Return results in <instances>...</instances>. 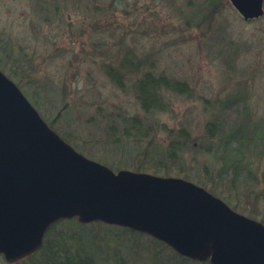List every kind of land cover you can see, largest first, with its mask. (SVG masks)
<instances>
[{
    "label": "rangeland",
    "instance_id": "rangeland-1",
    "mask_svg": "<svg viewBox=\"0 0 264 264\" xmlns=\"http://www.w3.org/2000/svg\"><path fill=\"white\" fill-rule=\"evenodd\" d=\"M0 68L72 145L114 169H135L130 162L150 138L163 145L185 128L191 133L186 163L192 175L218 176L222 161L199 143L205 122L228 97L243 100L226 118L234 121L244 113L257 131L264 130V13L245 19L230 0H0ZM145 72L187 82L190 90L164 89L168 109L146 112L136 95ZM133 116L148 136L137 142L124 138L119 146L107 140L111 124L120 128ZM247 159L257 185L247 190L249 185L238 184L237 201L225 198L227 180L214 192L264 223V138ZM76 228L91 254L106 257L100 264H186L147 234L109 224ZM66 234L62 243L73 251L77 243ZM25 261L9 263L0 255V264Z\"/></svg>",
    "mask_w": 264,
    "mask_h": 264
},
{
    "label": "water",
    "instance_id": "water-1",
    "mask_svg": "<svg viewBox=\"0 0 264 264\" xmlns=\"http://www.w3.org/2000/svg\"><path fill=\"white\" fill-rule=\"evenodd\" d=\"M245 19L264 0H230ZM77 218L130 228L212 264H264V223L180 176L114 169L80 152L0 68V255L40 250L48 229Z\"/></svg>",
    "mask_w": 264,
    "mask_h": 264
},
{
    "label": "trees",
    "instance_id": "trees-1",
    "mask_svg": "<svg viewBox=\"0 0 264 264\" xmlns=\"http://www.w3.org/2000/svg\"><path fill=\"white\" fill-rule=\"evenodd\" d=\"M164 89L187 93L190 90V87L187 82L167 79L164 76L155 78L150 72H145L136 82V95L140 107L146 112L167 110V102L163 101L161 96ZM242 98L243 97L232 99L231 97H228L227 99H223L218 108L213 112L214 116L216 114H221L223 116H213L211 120H207L204 124L205 132L201 136L202 139L199 146L202 147L203 144H205L206 151L222 161L220 167L217 169L218 176L214 177L211 172H204L201 177L192 175L190 169L191 166L186 163V152H188L186 148L191 140V133L185 128H180L179 131L169 136L163 145L155 143L154 140L151 141L152 138H150V142L147 143L146 146L143 145L141 149L138 148L137 155L131 160L130 164L135 168L133 170H151L155 174L162 173L163 175L176 172L183 174L186 177H198L196 178V183L205 188L206 186H209L208 190L215 195L216 193L214 191L217 189L216 186L218 183L227 180L229 186H227V188L224 187L227 192L226 199H237L233 193L238 191L240 186L238 184L240 183L249 185V188L246 187L247 190L253 189L257 184L254 177L255 173L251 169V161L247 159V152L250 149L252 150L253 147L264 138V130H258V132L257 127L252 125L250 117L244 113L239 114L234 121H230L225 116V112L229 110L233 111L237 108L240 104L239 102L243 100ZM123 121L121 127L119 126L120 128H118V126L116 127L114 124H111L108 127L107 140L111 143L119 146L122 144L124 138H132L137 142L140 140L142 141L144 136L149 135L148 128L143 125V122L139 120L138 116H133L129 121ZM64 138H66L67 141H70L67 137ZM207 142L208 144H206ZM78 150L84 153L80 149ZM253 195H255L254 198L257 199V196L259 195L258 191H255ZM63 222H65L63 231H56L57 225ZM70 224H73L74 229H72ZM103 224L107 223L100 221L81 223L77 218L60 219L48 229L40 250L23 260H27L25 261L28 262L27 264H100V261H105L102 259L105 256L101 257L99 255L96 257L93 252L91 254V247L83 244V239L81 240L80 237L83 234L78 230L79 228H76V226L94 230ZM109 225L119 227L117 229H121L123 232L126 231V233L146 234L123 226ZM65 232H67L66 235H68V237H72L73 241L77 243L76 249L73 251L70 249L72 247H68L65 243H62V235ZM51 234H54L53 236H55L53 242L49 237ZM150 237L155 240L154 242L157 245H162L171 249L174 254L182 258L184 263L187 264V262L192 260L186 256L178 254L165 242L152 236ZM40 253L43 258L39 257ZM193 261L200 262L196 260ZM203 262L206 264H212L209 260Z\"/></svg>",
    "mask_w": 264,
    "mask_h": 264
}]
</instances>
